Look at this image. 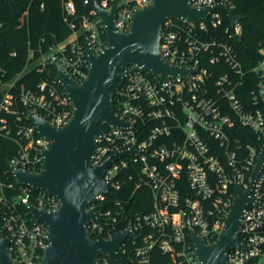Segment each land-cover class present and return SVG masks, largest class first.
<instances>
[{"label":"built area","instance_id":"2783aa9c","mask_svg":"<svg viewBox=\"0 0 264 264\" xmlns=\"http://www.w3.org/2000/svg\"><path fill=\"white\" fill-rule=\"evenodd\" d=\"M190 1L198 9L222 3L234 12L235 7L232 0ZM152 2L120 0L117 31L128 32L133 9ZM62 3L72 34L53 49L65 70L82 82L91 67L87 40L96 54L102 53L108 44L105 26L96 9L92 12L96 19L83 16L72 21L73 1ZM112 5L108 1L100 4L107 11ZM2 28L0 21V33ZM241 34L240 22L232 24L220 9L196 25L167 19L160 52L171 66L185 68L188 74L156 79L148 71L129 68L115 98V113L129 126L103 128L93 166L125 151L129 154L106 168L103 178L111 190L99 192L88 205L91 213L100 216L88 225L93 239L103 235L111 240L116 233L131 229L133 236L118 249L122 264V259L153 264L156 251L168 256L160 264H200L191 229L207 243L215 242L236 200V185L245 190L250 187L251 174L264 153V58L245 70L233 45L225 40V36L231 39ZM34 57L30 50L24 70L11 80L0 66V138L17 146L9 166L39 173L43 152L51 142L40 135L30 114L63 127L74 107L53 79L50 51ZM32 69L43 76L38 88L19 86V80ZM248 72L258 78L246 81ZM9 173L14 179L10 169ZM14 181L18 187L0 173V239L12 237L9 252L15 264H41L49 243L48 228L35 222L30 208L53 211L61 203L47 191ZM251 198L254 203L246 206L239 229L244 247L229 251L228 264H258L264 259V206H257L264 205V164ZM136 204L146 212L135 211ZM98 261L116 264L109 255Z\"/></svg>","mask_w":264,"mask_h":264},{"label":"water","instance_id":"95a60500","mask_svg":"<svg viewBox=\"0 0 264 264\" xmlns=\"http://www.w3.org/2000/svg\"><path fill=\"white\" fill-rule=\"evenodd\" d=\"M119 4L120 0L116 1L110 11L95 4L98 17L105 26L108 44L102 53L96 54L87 40L91 67L82 82L65 70L57 60L55 50L50 48L51 66L57 72V82L74 107L73 116L63 127H56L39 115L30 114L29 120L36 125L40 135L51 142L43 152V167L39 173H32L10 166L19 185L47 191L61 203L53 211L30 208L35 222L44 223L48 228L49 243L41 264H100L98 258L102 255H109L114 263L122 264L118 249L128 237L133 236L131 229L116 233L111 240H106L103 235L93 239L88 225L100 216L91 213L88 205L99 192L111 190V184L103 178L106 168L112 161L129 154L125 151L102 165L93 166L98 149L97 138L103 134V128L107 125L129 126L115 113V98L120 95L124 79L130 73L129 68L135 66L148 71L156 79L188 74L185 68L171 66L160 52L167 19L196 25L220 9L232 24L243 20V16L236 15L222 3L198 9L190 0H153L148 6L133 9L129 31L121 33L115 27ZM263 164L264 153L251 174L250 187L245 190L240 184L236 185V200L215 242L207 243L191 229L195 255L200 264H228L229 251L244 247L239 239L241 219L246 206L254 203L251 191ZM257 206L264 205L257 203ZM11 241L12 237L0 239V264H15L9 252Z\"/></svg>","mask_w":264,"mask_h":264},{"label":"trees","instance_id":"16d2710c","mask_svg":"<svg viewBox=\"0 0 264 264\" xmlns=\"http://www.w3.org/2000/svg\"><path fill=\"white\" fill-rule=\"evenodd\" d=\"M72 1L76 11L71 20L78 22L83 16L96 19L92 15L96 3L108 1L114 4L118 0ZM232 1L235 6L234 13L243 16L240 22L242 34L231 39L225 36V40L233 45L245 70L250 71L264 58V0ZM223 16L225 26H229L228 19ZM0 21L3 23L0 35V66L8 72V80L24 70L30 50L35 52L34 58L37 59L41 53L47 54L50 48H56L57 44L65 41L72 34L70 25L64 20L62 0H5L0 4ZM49 68L53 73V79H56L57 72L52 67ZM249 78L258 77L248 72L246 81ZM42 79L43 76L36 69H32L19 80L18 85L36 90ZM58 88L63 90L60 85ZM16 152V144L0 138V173L11 183L15 181L9 173V163ZM6 173L8 176L5 175ZM15 186L18 187L16 183ZM136 207L135 211L146 212L137 204ZM166 260L168 256L156 251L153 264H160ZM122 262L137 264L133 259H122Z\"/></svg>","mask_w":264,"mask_h":264},{"label":"rangeland","instance_id":"374dc122","mask_svg":"<svg viewBox=\"0 0 264 264\" xmlns=\"http://www.w3.org/2000/svg\"><path fill=\"white\" fill-rule=\"evenodd\" d=\"M258 264H264V259H262Z\"/></svg>","mask_w":264,"mask_h":264}]
</instances>
